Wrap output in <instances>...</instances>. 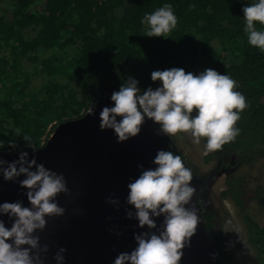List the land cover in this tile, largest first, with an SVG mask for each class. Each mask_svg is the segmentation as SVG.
<instances>
[{"label": "trees", "instance_id": "1", "mask_svg": "<svg viewBox=\"0 0 264 264\" xmlns=\"http://www.w3.org/2000/svg\"><path fill=\"white\" fill-rule=\"evenodd\" d=\"M254 2L0 0V151L43 147L59 124L82 117L129 76L144 91L160 86L151 80L155 70L199 75L211 68L230 76L247 104L238 135L217 152L251 171L264 160V52L248 44L242 11ZM165 3L176 27L165 38L145 36L143 16ZM251 179H230L222 196L243 214L257 264H264V225L246 214L254 201L264 206V188L254 191ZM203 216L213 230L214 216Z\"/></svg>", "mask_w": 264, "mask_h": 264}, {"label": "clouds", "instance_id": "2", "mask_svg": "<svg viewBox=\"0 0 264 264\" xmlns=\"http://www.w3.org/2000/svg\"><path fill=\"white\" fill-rule=\"evenodd\" d=\"M242 11L248 44L264 52V30L256 26L258 22L264 28V0L247 4ZM141 24L145 36L165 38L176 27L177 17L172 5L165 3L146 13ZM151 80L160 82V86L141 91L139 81L129 76L119 91L111 94L113 105L100 111V129L114 130L117 143L136 137L145 119L158 124V132L170 138L178 132L190 133L197 145L204 138L205 155L221 149L238 135L236 123L247 104L244 95L234 90L236 82L227 74L211 68L199 75L186 73L183 68H170L153 71ZM29 146L32 147L30 143ZM153 164L155 168L143 170L128 184L126 198L135 210L138 227L146 226L148 231L136 234L137 246L130 253H120L113 264H180L183 249L196 232L198 211L186 207L196 191L191 170L172 151H158ZM0 174L5 181L24 176L20 187L27 190L31 205L24 207L19 201L0 203V215L12 220L10 228L0 220V264H43L40 252L47 253L48 248H40L35 234L46 228V217L64 215L65 209L55 199L68 192L65 178L37 163L35 158L29 159L26 151H21L13 162L0 159ZM108 203L118 205L119 201L109 197ZM127 215L133 218L132 211ZM161 216L163 222L157 234L153 230ZM65 252L66 249H59L54 257L56 264H64Z\"/></svg>", "mask_w": 264, "mask_h": 264}, {"label": "water", "instance_id": "3", "mask_svg": "<svg viewBox=\"0 0 264 264\" xmlns=\"http://www.w3.org/2000/svg\"><path fill=\"white\" fill-rule=\"evenodd\" d=\"M111 94L93 100L86 113L77 119L59 124L45 145L33 151L25 148L18 151H0V159L16 161L21 151L29 154L65 178L68 192L61 193L55 202L65 209L63 216L46 217V228L38 231L43 264H56L54 259L60 248L66 249L64 264H113L122 252L130 253L137 245L136 234L148 231L138 227L135 210L126 203L128 184L146 169L155 168L153 160L160 150L172 151L171 139L159 133V126L145 119L136 137L117 143L112 129H100V111L111 107ZM119 119V118H118ZM35 171V168L32 169ZM20 176L14 181H5L0 174V203L22 202L31 207L26 189L20 187ZM196 189L193 200L186 207H195L199 223L195 234L183 249L180 264H221L203 216L200 191L201 180L193 177ZM109 197L117 199L118 205L108 203ZM128 211L133 218H128ZM5 226L10 228L12 220L0 215ZM163 217L156 219L157 234ZM35 255V253H34Z\"/></svg>", "mask_w": 264, "mask_h": 264}, {"label": "rangeland", "instance_id": "4", "mask_svg": "<svg viewBox=\"0 0 264 264\" xmlns=\"http://www.w3.org/2000/svg\"><path fill=\"white\" fill-rule=\"evenodd\" d=\"M165 136L168 137L167 135ZM172 137L176 139V141L179 143L178 145H181L183 148L186 149L189 160H192V162H195L197 164H202L205 167L207 166V164H204L205 162H203V158L205 157V150L202 146V142L198 145L194 144L192 142V137L190 133L178 132ZM168 138L171 139V145L172 147H174L176 155H178L179 151L180 153H182L178 147H177L178 149L176 148L173 139L170 137ZM247 172L248 174L251 173V177H252L251 188L253 190L257 188H264V160L258 161L255 164L254 168L251 171L250 170L248 171L247 169ZM219 189L220 188H216L214 190L212 194V200L215 204L214 210H216L218 214L221 216V220H220V224L214 225L213 228L218 229V231L220 230V233L224 231V237H223L224 239L222 246L223 244L225 245V239L227 241V244L225 248L223 247L222 248L223 251H225L224 249H227L228 255H232L230 259H228L229 262L228 264H257L255 253L249 244L248 233L243 223L242 214L240 213L239 210H237L234 207V205L230 201H224L223 199L220 198ZM200 203L205 211V207L203 206V202L201 198H200ZM247 213L258 224L262 226L264 225V206L262 204L258 203L257 201H255L254 203L252 202ZM209 237L213 242V245L215 247V252L216 255L218 256L220 263L223 264L222 263L223 260H221L222 256L220 254V249L219 246H217V240L213 239L214 236L211 235L210 231H209ZM232 259L234 260L233 263H232Z\"/></svg>", "mask_w": 264, "mask_h": 264}, {"label": "flooded vegetation", "instance_id": "5", "mask_svg": "<svg viewBox=\"0 0 264 264\" xmlns=\"http://www.w3.org/2000/svg\"><path fill=\"white\" fill-rule=\"evenodd\" d=\"M171 138L173 139V141L176 145V148L178 147L179 150H181V152H182V153H180V151L178 150L179 153L178 152L177 153H178V155H180L182 157V162L184 163L185 167H187L191 170L192 175L196 179H199V180H201V182L204 183V186L201 188V191H200V193H201L200 198L203 202V206L205 207L204 213L206 211L211 213L214 216V225H219L220 220H221V216L218 214V212L216 210H214L215 204L212 200V194H213L214 190L216 188H220L219 189L220 198L223 199L224 201H230L234 205V203L230 199L223 198L222 193L226 190L228 181L230 179H233L239 175H246L247 176L248 175L247 169L249 171V168L246 165L239 163L235 157H226V156L222 157L220 155V152L218 153L217 151L209 152L208 154L205 155V157L203 158V162H205L204 164H207L206 167L202 164H197L195 162H192V160H189L188 153H187L186 149L183 148L181 145H178L179 143L176 141V139L174 137H171ZM201 142H202V146L204 148L205 139L202 138ZM210 155H214V157L207 161L206 158L209 157ZM250 175H251V173H250ZM258 189L259 188L254 189V191H256ZM234 207L236 208L235 205H234ZM246 214L248 215L247 212H246ZM242 219H243V214H242ZM243 223H244V220H243ZM244 226H245V223H244ZM210 232H211V235L214 236L213 239L217 240V246H219L220 254L224 258L223 261H225V263L228 264L229 263L228 259H230V257L232 255H228L227 249H224L225 251H223V248H225V246L227 244V241L225 239V245L223 244V246H222L223 239H224L223 238L224 237V231H222V233H220V230L218 231V229L213 228V230L211 229ZM233 262H234V260L232 259V263Z\"/></svg>", "mask_w": 264, "mask_h": 264}]
</instances>
